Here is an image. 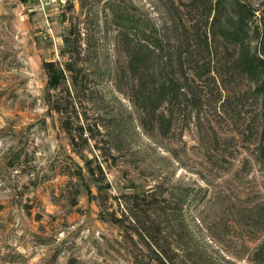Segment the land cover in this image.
<instances>
[{
	"label": "rangeland",
	"instance_id": "1",
	"mask_svg": "<svg viewBox=\"0 0 264 264\" xmlns=\"http://www.w3.org/2000/svg\"><path fill=\"white\" fill-rule=\"evenodd\" d=\"M109 1L173 41L183 24L209 35L211 52L197 45L185 65L168 132L129 96ZM247 1L264 14V0ZM200 12L189 0H0V264H253L264 240L253 226L264 221L259 100ZM46 61L72 63L77 88L68 72L53 89Z\"/></svg>",
	"mask_w": 264,
	"mask_h": 264
},
{
	"label": "trees",
	"instance_id": "2",
	"mask_svg": "<svg viewBox=\"0 0 264 264\" xmlns=\"http://www.w3.org/2000/svg\"><path fill=\"white\" fill-rule=\"evenodd\" d=\"M189 5L201 11L200 14H208L211 19L209 33L215 43L224 44L228 52V45L234 46L230 69L252 84L253 93L259 100L258 133L261 159L264 161V14L247 0H189ZM106 7L111 12V22L118 30V36L125 43L126 71L132 82L128 88L129 96L143 113L153 116L160 127L168 132L174 113L181 109L187 96L185 65L193 61L197 45L211 52L209 35L207 33L205 37L198 25L188 30L183 24L182 32L173 41L150 19L139 13L134 5L122 6L109 1ZM44 68L53 89L57 90L67 82L68 72L77 88V81L72 76L75 70L72 63L60 65L56 61H46ZM67 91V103L73 106L71 92L68 88ZM49 104L57 112L64 110L60 98L51 99ZM63 127L70 131L72 123L64 120ZM129 197L134 206L131 212L139 209V195ZM258 223L254 222L253 226L264 227V221ZM141 237L147 241L143 234ZM252 262L264 264V240L256 248Z\"/></svg>",
	"mask_w": 264,
	"mask_h": 264
}]
</instances>
